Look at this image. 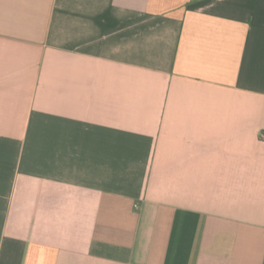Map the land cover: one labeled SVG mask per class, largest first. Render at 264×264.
I'll return each instance as SVG.
<instances>
[{
  "label": "crops",
  "instance_id": "0c3cea01",
  "mask_svg": "<svg viewBox=\"0 0 264 264\" xmlns=\"http://www.w3.org/2000/svg\"><path fill=\"white\" fill-rule=\"evenodd\" d=\"M0 264H264V0H0Z\"/></svg>",
  "mask_w": 264,
  "mask_h": 264
}]
</instances>
